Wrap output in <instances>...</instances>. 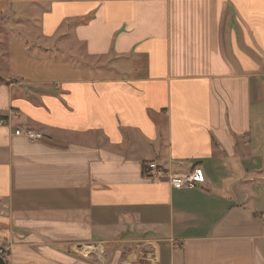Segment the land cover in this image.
Returning <instances> with one entry per match:
<instances>
[{
	"label": "crops",
	"instance_id": "0c3cea01",
	"mask_svg": "<svg viewBox=\"0 0 264 264\" xmlns=\"http://www.w3.org/2000/svg\"><path fill=\"white\" fill-rule=\"evenodd\" d=\"M41 4L0 71L6 263L264 264V0Z\"/></svg>",
	"mask_w": 264,
	"mask_h": 264
},
{
	"label": "built area",
	"instance_id": "2783aa9c",
	"mask_svg": "<svg viewBox=\"0 0 264 264\" xmlns=\"http://www.w3.org/2000/svg\"><path fill=\"white\" fill-rule=\"evenodd\" d=\"M6 125V121L0 119V127ZM17 136H22L30 141H40L43 139L42 134L31 130H18L15 132ZM180 166L183 163L179 164ZM144 175L147 177L161 178L167 176L166 172L162 170L156 163H149L144 169ZM170 184L176 188H185L194 190L205 183V174L199 166H193L187 172L175 173L168 175ZM0 256L5 257V252L0 250Z\"/></svg>",
	"mask_w": 264,
	"mask_h": 264
},
{
	"label": "rangeland",
	"instance_id": "374dc122",
	"mask_svg": "<svg viewBox=\"0 0 264 264\" xmlns=\"http://www.w3.org/2000/svg\"><path fill=\"white\" fill-rule=\"evenodd\" d=\"M27 1V6L23 7V5L17 6V10H20L22 14L17 16V18L13 19V16H10V13H0V71L2 67L5 65L6 61V48L9 43V39L12 37H16L13 33L16 32L14 30H19L27 25L26 23L29 22L30 17L34 15L39 16L40 10L39 7H43L41 2L43 0H25ZM18 5V4H17ZM25 13H27V18L25 17ZM22 15V16H21ZM12 29L13 31H9ZM35 34V33H34ZM36 36V34L34 35ZM32 44V43H29Z\"/></svg>",
	"mask_w": 264,
	"mask_h": 264
},
{
	"label": "water",
	"instance_id": "95a60500",
	"mask_svg": "<svg viewBox=\"0 0 264 264\" xmlns=\"http://www.w3.org/2000/svg\"><path fill=\"white\" fill-rule=\"evenodd\" d=\"M0 264H7L5 259L3 257L0 256Z\"/></svg>",
	"mask_w": 264,
	"mask_h": 264
}]
</instances>
